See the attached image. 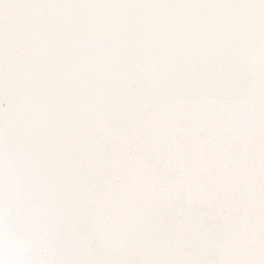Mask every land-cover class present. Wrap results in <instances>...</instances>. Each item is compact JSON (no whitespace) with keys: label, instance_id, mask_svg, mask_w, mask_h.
Listing matches in <instances>:
<instances>
[{"label":"snow or ice","instance_id":"1","mask_svg":"<svg viewBox=\"0 0 264 264\" xmlns=\"http://www.w3.org/2000/svg\"><path fill=\"white\" fill-rule=\"evenodd\" d=\"M0 264H264V0H0Z\"/></svg>","mask_w":264,"mask_h":264}]
</instances>
